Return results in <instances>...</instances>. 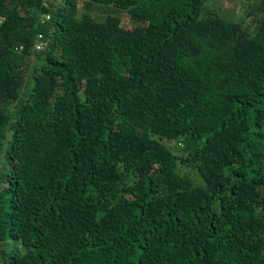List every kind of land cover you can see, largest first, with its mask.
<instances>
[{"label":"trees","instance_id":"16d2710c","mask_svg":"<svg viewBox=\"0 0 264 264\" xmlns=\"http://www.w3.org/2000/svg\"><path fill=\"white\" fill-rule=\"evenodd\" d=\"M207 1L0 0V264H264V0Z\"/></svg>","mask_w":264,"mask_h":264},{"label":"rangeland","instance_id":"374dc122","mask_svg":"<svg viewBox=\"0 0 264 264\" xmlns=\"http://www.w3.org/2000/svg\"><path fill=\"white\" fill-rule=\"evenodd\" d=\"M253 1L257 0H208L205 3L201 15H203L205 11H212L222 18L230 19L235 22H243L246 18H244L241 6L245 2Z\"/></svg>","mask_w":264,"mask_h":264},{"label":"built area","instance_id":"2783aa9c","mask_svg":"<svg viewBox=\"0 0 264 264\" xmlns=\"http://www.w3.org/2000/svg\"><path fill=\"white\" fill-rule=\"evenodd\" d=\"M45 19H48L49 18V14H46L44 16ZM34 47L35 49H42L43 48V40H42V35L41 34H38L37 36V40L34 44Z\"/></svg>","mask_w":264,"mask_h":264}]
</instances>
